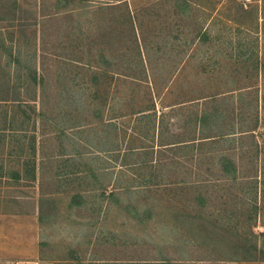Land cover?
<instances>
[{
	"label": "rangeland",
	"instance_id": "obj_1",
	"mask_svg": "<svg viewBox=\"0 0 264 264\" xmlns=\"http://www.w3.org/2000/svg\"><path fill=\"white\" fill-rule=\"evenodd\" d=\"M107 1L0 0V210L35 211L57 264H264V0ZM152 86L234 129L169 166L183 191L128 149Z\"/></svg>",
	"mask_w": 264,
	"mask_h": 264
},
{
	"label": "trees",
	"instance_id": "obj_2",
	"mask_svg": "<svg viewBox=\"0 0 264 264\" xmlns=\"http://www.w3.org/2000/svg\"><path fill=\"white\" fill-rule=\"evenodd\" d=\"M125 1H107L102 4V8H118ZM148 90L151 98L154 99L152 103L141 106L134 111L123 113V115L121 114L122 118L127 116L133 117L140 124L139 126H133L134 132L131 135V140H137L136 134L138 136L141 135L143 138L140 139L142 144L139 146H129L128 148L132 152L139 150L137 152L139 158L137 164H139V168L142 171H147L139 173L142 176L140 186H143V188L150 192H157L158 190L163 192L183 191L186 189L185 187L194 186L195 181H191L189 184H183L180 181H164L163 177L169 174V171H167L169 166L180 163L179 159L185 155L198 156L200 154L199 149L206 142L215 143L218 141V138H230L234 134V129L219 133H214L213 131L207 132L205 128L206 130L208 129L206 127L207 123L211 118L215 117V109L214 111H210L207 108H202V104L196 98L163 105L160 109L157 107L155 100L157 91L153 86ZM41 114L44 113L41 112ZM115 117L111 115L105 121V125L110 127V129H113L114 126L117 127ZM137 127L138 130H136ZM124 133H127L126 129ZM146 135L150 136V139H147L149 140L148 142L144 141ZM35 139L34 137V143ZM221 164L225 174L236 178V174L234 173L237 169L236 161L230 155H224L221 159ZM13 174L17 179L21 176L20 171H14ZM125 186L129 187V185ZM111 193L114 194V190ZM200 202L198 206L204 205L203 202Z\"/></svg>",
	"mask_w": 264,
	"mask_h": 264
},
{
	"label": "crops",
	"instance_id": "obj_3",
	"mask_svg": "<svg viewBox=\"0 0 264 264\" xmlns=\"http://www.w3.org/2000/svg\"><path fill=\"white\" fill-rule=\"evenodd\" d=\"M40 233L35 211L0 210V264H57L44 260ZM73 261L61 264H82Z\"/></svg>",
	"mask_w": 264,
	"mask_h": 264
}]
</instances>
